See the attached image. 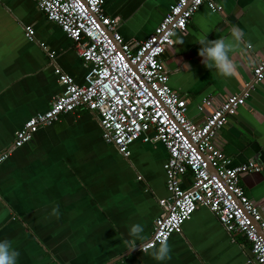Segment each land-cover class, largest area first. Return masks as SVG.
Returning <instances> with one entry per match:
<instances>
[{
  "label": "crops",
  "instance_id": "0c3cea01",
  "mask_svg": "<svg viewBox=\"0 0 264 264\" xmlns=\"http://www.w3.org/2000/svg\"><path fill=\"white\" fill-rule=\"evenodd\" d=\"M102 1L103 13L118 19L121 38L141 42L176 0ZM211 1L218 10L200 6L185 33L176 34L173 47L166 49L168 85L186 99V117L193 124L211 110H198L202 99L217 105L251 85L244 105L226 117L214 144L231 166L264 163V82L253 83L251 75L264 58V0ZM232 25L245 36L241 51L230 54L237 73L225 78L204 66L197 42L206 34L210 41L227 37ZM25 29L33 32L32 41ZM55 67L83 84L86 66L60 29L31 0H0L1 151L9 149L13 133L29 117L45 112L60 93ZM166 157L161 144L138 139L123 158L102 140L93 113L80 108L60 115L0 163V240L12 242L17 264H246L248 244L226 233L202 207L168 238L170 259L156 261L138 250L160 214L158 199L166 196ZM189 183L186 177L181 185ZM239 185L264 217V172L241 176ZM134 224L143 226L144 239L137 238L135 250H129L125 240Z\"/></svg>",
  "mask_w": 264,
  "mask_h": 264
},
{
  "label": "built area",
  "instance_id": "2783aa9c",
  "mask_svg": "<svg viewBox=\"0 0 264 264\" xmlns=\"http://www.w3.org/2000/svg\"><path fill=\"white\" fill-rule=\"evenodd\" d=\"M45 19L55 24L71 41L76 56L86 66L83 84L58 68L53 69L61 88L45 112L29 117L13 133L8 150H0V163L12 149L27 144L38 128L49 126L60 115L83 108L93 113L102 140L123 158L130 145L157 142L167 157L162 165L166 196L158 199L160 214L153 222L149 243L159 247V239L180 233L181 226L202 207L209 211L230 235H238L249 246L246 264H264V217L244 195L239 179L246 174L264 172V163L247 160L231 166L214 144L227 116L244 105L251 85L239 94L228 95L214 105L202 99L198 110L210 108L200 124L186 117V99L171 90L163 62L166 49L173 47L174 36L184 34L188 21L202 5L212 12L211 0H176L170 5L141 42L124 41L117 32L118 19L103 13L102 0H31ZM32 41L33 32L25 29ZM47 53L45 46L39 45ZM253 83L264 82V58L251 70ZM190 177V183L182 182Z\"/></svg>",
  "mask_w": 264,
  "mask_h": 264
},
{
  "label": "clouds",
  "instance_id": "9594fccd",
  "mask_svg": "<svg viewBox=\"0 0 264 264\" xmlns=\"http://www.w3.org/2000/svg\"><path fill=\"white\" fill-rule=\"evenodd\" d=\"M207 35V34H206ZM206 35L198 40L200 48L197 55L202 58V63L209 70H215L222 77H231L237 73V64L231 58L232 53L241 51L240 45L244 40V31L236 25H232L229 29L227 37H219L215 40H208ZM183 43V41H179ZM247 47H251L248 45ZM185 65V68H188ZM58 215V208L54 210ZM144 228L140 224H134L129 230V239L125 243L129 246V250H135L136 239H144L141 235ZM143 251L148 252L156 261H164L170 259L171 248L167 243L166 237L159 239V247L149 243L143 247ZM19 253L13 247L11 241L0 240V264H17Z\"/></svg>",
  "mask_w": 264,
  "mask_h": 264
}]
</instances>
